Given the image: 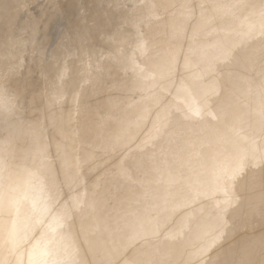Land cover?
Wrapping results in <instances>:
<instances>
[{
  "label": "bare ground",
  "instance_id": "obj_1",
  "mask_svg": "<svg viewBox=\"0 0 264 264\" xmlns=\"http://www.w3.org/2000/svg\"><path fill=\"white\" fill-rule=\"evenodd\" d=\"M9 1L0 264H264V175L239 179L264 164V38L240 49L264 0H161V33L149 0H79L72 42L60 0Z\"/></svg>",
  "mask_w": 264,
  "mask_h": 264
},
{
  "label": "rangeland",
  "instance_id": "obj_2",
  "mask_svg": "<svg viewBox=\"0 0 264 264\" xmlns=\"http://www.w3.org/2000/svg\"><path fill=\"white\" fill-rule=\"evenodd\" d=\"M57 3H59V1H57ZM127 3H126V1H122L121 2V5H120V9L122 10V11H126V10H128L127 8H129L128 7V4L126 5ZM189 4H190V1H189ZM57 5V4H56ZM125 5V6H124ZM174 6V5H173ZM126 8V9H125ZM191 9V8H190ZM91 13H93V12H91ZM173 15V14H172ZM171 15V16H172ZM92 16H93V14H92ZM164 20H166V16L165 15H161V16H157V18L155 19V22H157V24L155 23V25H154V27L155 28H157L155 31L157 32V33H161L162 32V30L160 31V29H164L163 27L165 26V25H163L164 23H161V22H163ZM167 21V20H166ZM158 22H160V23H158ZM151 26H153V25H151ZM153 27V28H154ZM154 37V36H153ZM264 38V34L263 35H261V34H258L256 37H251V39L250 40H248L245 44H244V46H242V45H240V49H242V48H244L243 49V51L242 52H253V49H254V46L252 45V43L254 42V40H261V39H263ZM152 39L151 38H149V39H147L146 40V42H148V41H151ZM262 45H263V43H259L258 45H257V50L255 51V53H253V63H254V65H257L259 68H264V46L262 47ZM103 70L101 71V74H103ZM102 76L100 75L98 78H101ZM261 85L262 86H264V82L262 83L261 82ZM104 86V85H103ZM216 122H218L217 121V119L215 118V121H214V123H216ZM252 171V172H255L254 174H256L257 175V177L258 176H262V175H264V164L263 163H259L256 167H252V168H250V167H248V166H246L245 168H244V170H243V172H242V174L239 176V179H242V177L244 176V175H246L247 174V172H249V171ZM252 180V179H251ZM264 185V184H263ZM263 188H261V189H256V190H253L252 192H249L250 193V198H249V200L248 201H251V202H255L256 200H259V199H261L262 200V202H260V204L263 206H260L261 208H264V186H262ZM249 196V195H248ZM243 198V197H242ZM246 198V197H245ZM251 199V200H250ZM242 200H244V199H240V198H238V200H237V202H236V204L234 205V207H237L238 206V204H240L241 202H242ZM233 207V208H234ZM263 222L264 221V212H259L257 215H255V218L253 219V220H250L249 222L251 223V225L253 226V228H252V232L253 233H256V235L258 234V232L260 233V232H264V224L262 225H259L260 224V222ZM238 223H236V225H237ZM239 226H241V224H238L237 225V227H239ZM240 229H243L242 230V232H244V231H247V228H243V226L240 228ZM249 231V230H248ZM222 241V240H221ZM258 255V258H260L261 260H264V248H263V250L260 252V253H257Z\"/></svg>",
  "mask_w": 264,
  "mask_h": 264
},
{
  "label": "water",
  "instance_id": "obj_3",
  "mask_svg": "<svg viewBox=\"0 0 264 264\" xmlns=\"http://www.w3.org/2000/svg\"><path fill=\"white\" fill-rule=\"evenodd\" d=\"M160 1L161 0H149L151 7L157 12V15L152 19L153 22H155V19L157 18V16L162 15V13L164 12L163 9L166 8L165 6L168 5L167 6L168 10L171 8L170 4L165 3V2H160ZM59 2L60 3H57V6H56L57 9H59V7H61L63 5V8L61 10H59V14L63 18V23H64L63 29H62L63 37H64L65 41L67 39V42H72L77 37V34H78L77 31L84 29V28H82L84 26L81 24V22H80L81 28L77 29L76 28L77 22H75L78 18L77 15H79V13H80V5H82V4H80V5L78 4L79 0H60ZM83 3H84L85 7L92 5L90 10L97 9V7H98L95 0H83ZM9 4H10L9 0H0V12L6 10V8L9 6ZM106 15L109 18L113 17V14L111 13V11H108L106 13ZM152 21H149L147 23V25H150V23H152ZM73 23H74V26L76 29L73 27L70 28V26ZM145 27H146V25L143 28H145ZM90 29H92V25H91ZM147 29H148V26H147ZM149 29H150V27H149ZM154 33H155V31H154ZM52 49L50 48L48 53H50L52 51ZM28 67H32V63ZM28 67L26 69H28ZM19 68H20L19 66L15 65V67H14L15 71L14 72L18 73L17 70ZM102 68L103 67L99 68L98 70H95L94 73L92 72L93 75H95L94 78L99 77L101 75ZM26 69H24V75L29 71V69L28 70H26Z\"/></svg>",
  "mask_w": 264,
  "mask_h": 264
},
{
  "label": "clouds",
  "instance_id": "obj_4",
  "mask_svg": "<svg viewBox=\"0 0 264 264\" xmlns=\"http://www.w3.org/2000/svg\"><path fill=\"white\" fill-rule=\"evenodd\" d=\"M44 264H47V261H45Z\"/></svg>",
  "mask_w": 264,
  "mask_h": 264
}]
</instances>
